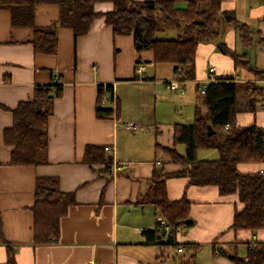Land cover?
Instances as JSON below:
<instances>
[{
	"label": "crops",
	"instance_id": "obj_1",
	"mask_svg": "<svg viewBox=\"0 0 264 264\" xmlns=\"http://www.w3.org/2000/svg\"><path fill=\"white\" fill-rule=\"evenodd\" d=\"M221 1L224 10L247 15L241 21L250 25L256 39L264 37V26L255 29L253 25L254 20L264 19V0ZM113 8L108 1L95 4L98 13ZM59 16L57 4L36 6L38 26L50 25ZM33 38V27L13 26L11 10L0 8V264L7 261L8 245L15 249L17 264H87L90 260L155 264L163 248L150 242L146 232L164 221L150 197L157 169L168 175L170 200L186 197L191 201L187 221L192 224L182 226L177 240L200 244L196 264H248L251 249L257 243L264 245V228L235 229V212L243 208L239 197L222 194L216 185H190L189 177L180 174L184 164L174 161L163 147L174 145L177 124L193 122L197 107L206 110L198 88L204 85L210 66L217 67L215 80L233 77L263 89L257 109L239 112L237 124L256 123L264 129V87L258 86L264 75L256 77L246 69L241 76L235 74L230 56L221 53L215 43L201 42L196 51V77L181 82L175 74L177 63L155 62L152 50L137 49L133 34L115 35L102 16L78 39L73 28L61 27L57 54L36 52ZM235 42L230 31L227 43L233 50ZM255 47L264 52V46ZM259 61V57L255 64L250 60L264 70L258 67ZM139 65L145 66L142 72L137 71ZM56 79L63 89L50 105L47 161L12 164L5 131L14 124L13 110L34 97L35 86L51 85ZM171 82H178L181 89L169 88ZM108 84L113 85L116 105L103 102L102 106L109 105L114 112L101 116L99 90ZM106 96L113 99L110 91ZM127 122L136 123V129L126 128ZM88 145L113 148L105 149L113 157L109 173L104 162L85 161ZM177 149L184 154L186 146L180 143ZM214 149H200L198 158H220L218 149L211 153ZM262 167L264 160L238 164L242 172H259ZM40 176H56L62 191L75 192V203L61 219L58 239L46 244L34 242L32 207ZM168 237L165 234V242ZM169 250L161 264H180L179 255L172 256ZM176 252L182 257L183 251Z\"/></svg>",
	"mask_w": 264,
	"mask_h": 264
},
{
	"label": "trees",
	"instance_id": "obj_2",
	"mask_svg": "<svg viewBox=\"0 0 264 264\" xmlns=\"http://www.w3.org/2000/svg\"><path fill=\"white\" fill-rule=\"evenodd\" d=\"M112 2L113 10L106 13L95 11V4ZM180 0H0V8L12 13L13 26H30L34 29L32 44L36 52L57 54L59 50V29L63 26L74 30L75 39L89 32L97 17L113 27L115 35L133 34L139 50L154 52L155 62L177 63L175 74L181 82L196 77V51L198 44L217 39L224 24L234 26L240 33L243 46L247 49L264 46V37L255 38V33L246 22L241 21L236 11L224 10L221 0H185L186 6H179ZM57 4L60 16L47 26L35 22L36 6ZM173 28L177 38H160L158 33ZM220 50L229 55L235 67H242L256 77L263 76L264 70L257 69L249 60L248 51L242 53L231 49L226 43H219ZM99 90L98 114L112 115L113 107L102 106V98L107 91L113 92L108 84ZM63 85L55 81L51 85H37L31 100L21 101L13 110L14 124L5 131V141L12 147V164L38 165L47 161V124L53 99L61 94ZM206 110L196 108L195 119L191 123L176 126L175 143L163 149L174 161L184 164L181 175L189 177L190 185H216L222 194H236L243 203L237 209L233 227L235 229L264 228V175L259 172H242L240 163H255L264 160V129L256 123L239 126L237 114L254 111L261 102L262 88L252 83H241L233 77L217 78L210 81L202 93L198 88ZM229 123V129L225 125ZM213 128L209 134L208 125ZM186 146L181 154L177 145ZM218 149L220 158L201 160L200 149ZM88 163L104 162L109 173L113 165L112 155H107L105 147L88 145L85 154ZM167 174L162 169L154 172L151 181V201L163 216L161 227L146 232L147 239L161 245L163 251L155 264L165 261V251L174 247L182 248L180 264H196L201 246L195 242H179L177 225H191L187 221L191 201L186 197L170 200L167 194ZM34 242L46 244L56 241L60 234L61 219L69 207L75 203V192H65L60 188L56 176H40L35 189ZM0 213V229H1ZM170 229L167 230L166 226ZM168 231V232H167ZM169 237L165 242V234ZM7 261L2 264H17L15 249L7 246ZM187 256V257H186ZM248 264H264V245L257 243L250 252ZM238 264H243L238 261Z\"/></svg>",
	"mask_w": 264,
	"mask_h": 264
},
{
	"label": "rangeland",
	"instance_id": "obj_3",
	"mask_svg": "<svg viewBox=\"0 0 264 264\" xmlns=\"http://www.w3.org/2000/svg\"><path fill=\"white\" fill-rule=\"evenodd\" d=\"M178 4H179V6H186V1L185 0H180V1H178ZM239 18L244 20V18H248V17H247V15H243L242 13H239ZM253 22H254L253 25H254L255 29H259V28H261L260 26H264V19L263 18H259L257 20H254ZM263 29H264V27H263ZM230 31H232V33H234V35L236 36L235 50L237 52H240V53H242L244 51H248L249 58H250L251 62H253L254 64L256 62L257 57H259L260 58L259 62H261V63H258V65H259L258 67H263L264 68V60H261V58H264L263 50L260 49V48H257V47L250 48V49L245 48L243 46L242 42H241L240 33H239L238 29L235 28L234 26H230V25L224 24L223 27H221V35H220V37L217 38V39L211 40L209 42H211L213 44L215 43V45L217 46V49L221 53H223L220 50L218 45H219L220 42H224V43H226L228 45L227 38H228V34H229ZM157 36L160 37V38H177L178 37V32L175 29H173V28H168L164 32L158 33ZM233 44L234 43H232L231 45H233ZM225 55H227V54H225ZM216 69H217V67H216ZM243 71H244V68L238 67L236 69V71H235L236 73L235 72L234 73L241 76L243 74ZM258 86L264 87V81L263 80H259L258 81ZM192 121H193V119H192ZM214 151H218V150L214 149L211 153H213ZM208 158H210V157H208ZM176 250L178 251V249H176ZM176 250H175L174 247H170L169 253H171L172 256L180 255L181 253L180 252H176Z\"/></svg>",
	"mask_w": 264,
	"mask_h": 264
},
{
	"label": "built area",
	"instance_id": "obj_4",
	"mask_svg": "<svg viewBox=\"0 0 264 264\" xmlns=\"http://www.w3.org/2000/svg\"><path fill=\"white\" fill-rule=\"evenodd\" d=\"M144 69H145V66H144V65H139V66L137 67V71H138V72H142ZM215 71H216V67H215V66H210V67H209V74H208V77H207V79H206L204 85H203L202 88H201L202 93L205 92V89H206L207 84H208L210 81L215 80V77H214V72H215ZM56 81L59 82L58 79H56ZM168 87H169V88L181 89V86H180V84H179L178 82H171V83H169ZM112 94H113V99H112V100H110V99L106 96V94H105V95L103 96V98H102V103H103V102H104V103H105V102H112L114 105H116V96H115L114 89H113ZM261 107L264 109V101L261 103ZM125 127L128 128V129H130V130H134V129H136L137 125H136V123H134V122H127V123H125ZM229 127H230V124L227 123V124L225 125V129H229ZM105 149H106L107 151H113V148H111V147H109V146H106ZM157 163H158V164H161V161L159 160ZM259 173H261L262 175H264V167H262V168L259 170ZM166 228H167V230L170 229V227H169L168 225L166 226ZM181 229H182V224H178V225H177V230L180 231ZM179 251H182V248H179ZM87 264H101V263H99V262H97V261H95V260H90V261L87 262Z\"/></svg>",
	"mask_w": 264,
	"mask_h": 264
},
{
	"label": "water",
	"instance_id": "obj_5",
	"mask_svg": "<svg viewBox=\"0 0 264 264\" xmlns=\"http://www.w3.org/2000/svg\"><path fill=\"white\" fill-rule=\"evenodd\" d=\"M208 129H209V134H212L214 130L210 124L208 125Z\"/></svg>",
	"mask_w": 264,
	"mask_h": 264
}]
</instances>
